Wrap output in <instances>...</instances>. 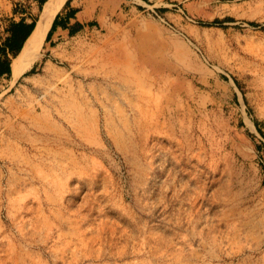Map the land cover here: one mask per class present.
Returning a JSON list of instances; mask_svg holds the SVG:
<instances>
[{
    "label": "rangeland",
    "instance_id": "rangeland-1",
    "mask_svg": "<svg viewBox=\"0 0 264 264\" xmlns=\"http://www.w3.org/2000/svg\"><path fill=\"white\" fill-rule=\"evenodd\" d=\"M115 5L0 77V264H264V0Z\"/></svg>",
    "mask_w": 264,
    "mask_h": 264
},
{
    "label": "crops",
    "instance_id": "crops-1",
    "mask_svg": "<svg viewBox=\"0 0 264 264\" xmlns=\"http://www.w3.org/2000/svg\"><path fill=\"white\" fill-rule=\"evenodd\" d=\"M113 1L117 2V0H70L65 3L55 16L56 21L50 31L48 41L57 42L89 26L98 29L111 28L117 20L114 19L117 6ZM20 19L14 20L19 21ZM24 19L26 22L32 21Z\"/></svg>",
    "mask_w": 264,
    "mask_h": 264
},
{
    "label": "bare ground",
    "instance_id": "bare-ground-1",
    "mask_svg": "<svg viewBox=\"0 0 264 264\" xmlns=\"http://www.w3.org/2000/svg\"><path fill=\"white\" fill-rule=\"evenodd\" d=\"M67 0H46L36 21V27L26 40L22 50L11 61L12 76L16 79L42 57L43 44L53 20Z\"/></svg>",
    "mask_w": 264,
    "mask_h": 264
},
{
    "label": "trees",
    "instance_id": "trees-1",
    "mask_svg": "<svg viewBox=\"0 0 264 264\" xmlns=\"http://www.w3.org/2000/svg\"><path fill=\"white\" fill-rule=\"evenodd\" d=\"M46 0H41L42 5ZM70 0H67L68 3ZM57 16V15H56ZM36 19L31 22H26L24 18L19 21L11 19L6 30L8 32L4 43L0 46V77L11 75V59L10 54L16 56L21 50L24 41L31 34L36 25ZM56 21V17L53 20L52 26L47 34L46 41L49 39V34Z\"/></svg>",
    "mask_w": 264,
    "mask_h": 264
},
{
    "label": "water",
    "instance_id": "water-1",
    "mask_svg": "<svg viewBox=\"0 0 264 264\" xmlns=\"http://www.w3.org/2000/svg\"><path fill=\"white\" fill-rule=\"evenodd\" d=\"M35 27H36V26H35ZM34 29H35V28H34ZM34 29H33V31H34ZM33 31H32V32H33ZM32 32H31V33H32ZM29 36H30V35H29ZM29 36H28V37H29ZM27 39H28V38H27ZM27 39H26V40H27ZM26 40L24 41L23 46H24ZM23 46H22V48H23ZM22 48H21V50H22ZM21 50H20V51H21ZM20 51H19V52H20ZM18 54H19V53H18Z\"/></svg>",
    "mask_w": 264,
    "mask_h": 264
}]
</instances>
